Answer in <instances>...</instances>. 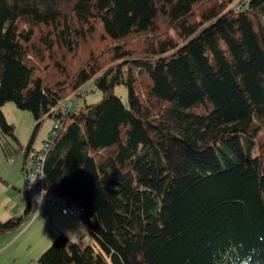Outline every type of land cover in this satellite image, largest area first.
<instances>
[{
	"label": "trees",
	"instance_id": "1",
	"mask_svg": "<svg viewBox=\"0 0 264 264\" xmlns=\"http://www.w3.org/2000/svg\"><path fill=\"white\" fill-rule=\"evenodd\" d=\"M87 82L102 97L64 106ZM9 100L24 150L58 123L45 185L100 247L60 232L31 264H264V0H0L5 150Z\"/></svg>",
	"mask_w": 264,
	"mask_h": 264
},
{
	"label": "rangeland",
	"instance_id": "2",
	"mask_svg": "<svg viewBox=\"0 0 264 264\" xmlns=\"http://www.w3.org/2000/svg\"><path fill=\"white\" fill-rule=\"evenodd\" d=\"M239 1L240 0H233V4H236ZM90 86L89 82L85 83L76 90L81 93L65 100L63 105H73L75 107H79L84 102L98 101L102 97V93L99 88L95 87L94 90H83L84 88H88ZM115 92L120 95L124 102L127 101V88L125 85H116ZM1 109L6 119L14 124V133L20 145L10 138L9 150L0 148V213L3 211L1 204L8 199V197L5 198L4 195H8L10 192L12 195V191H17L16 188L12 187V185L20 187H22V185L24 186V176L21 170L22 156L24 148L29 142L35 125V119L31 112L27 109L18 107L14 101H5L2 104ZM52 124V118L44 116L33 141L34 147H42L46 136L52 129ZM18 182H20L19 185ZM49 205L51 204L48 203L47 207H49ZM52 207L60 210L57 204H54ZM48 214L49 217H45L43 214H37L34 217H31L30 220L24 222L19 229L17 228L16 230L3 233L4 235L0 234V247L6 244L4 250L0 252V264H28L30 258L38 256L42 250L50 245L56 234L63 232L57 229L60 226H63L65 230L70 232L69 235L65 232L63 233L66 234L70 240L77 242L81 247L89 245L94 250L100 248L96 238L87 229L86 225L80 218H78V221L83 228H80L75 224H70V226L69 224L66 225V223L53 221V215L49 212V210ZM39 221L41 223L35 231V234L34 229H29L24 232L30 224ZM43 235L48 237L49 243H47V245L40 250L38 243Z\"/></svg>",
	"mask_w": 264,
	"mask_h": 264
},
{
	"label": "built area",
	"instance_id": "3",
	"mask_svg": "<svg viewBox=\"0 0 264 264\" xmlns=\"http://www.w3.org/2000/svg\"><path fill=\"white\" fill-rule=\"evenodd\" d=\"M58 123L52 125V129L46 136L42 147L35 148L33 143L24 152L23 176L24 186L22 194L29 199V215L34 217L37 214H46V204L48 202L57 204L63 214L79 218L83 213V207L69 202L61 195L50 193L44 182V161L50 145L51 137L56 133ZM1 148V146H0ZM36 177V180L33 179Z\"/></svg>",
	"mask_w": 264,
	"mask_h": 264
},
{
	"label": "crops",
	"instance_id": "4",
	"mask_svg": "<svg viewBox=\"0 0 264 264\" xmlns=\"http://www.w3.org/2000/svg\"><path fill=\"white\" fill-rule=\"evenodd\" d=\"M36 148V147H35ZM25 149V148H24ZM25 151V150H24ZM25 153V152H24ZM24 153H23V156H22V164H21V170L23 168V158H24ZM19 165V164H18ZM24 182V181H23ZM20 184V182H18V185ZM24 184V183H23ZM13 188H16L17 191H12V195H11V192L8 194V195H4L5 198L8 197V199L6 201H4L2 204H1V208H3V211L0 213V220L1 221H4L8 218H11V217H14V216H17V215H20L23 213V211L25 210V207H26V204H27V198L21 194V190L23 188V185L22 187L20 186H16V185H12ZM12 198H11V197ZM50 203V202H48ZM47 203V204H48ZM47 204H46V214L47 216L45 217H49V214H48V210L49 212L53 215V221H58V222H62V223H66V225H70V224H75L77 226H79L80 228H83L82 225H80L79 221H78V218H75V217H72L70 215H66V214H63L58 208H54L52 207L54 204L50 203L51 205H49V207H47ZM56 210V211H55ZM44 216V215H43ZM24 223V222H23ZM21 223L20 225H18L17 227L15 228H12V229H8V230H4V231H1L0 230V234H3V233H6L8 231H12V230H16L17 228L19 229L20 226L23 224ZM40 221L39 222H36V223H32L28 226L27 229L24 230L27 231L29 229H34V234H35V231L37 230L38 226L40 225ZM61 224V223H60ZM71 226V225H70ZM73 227V226H72ZM57 229L65 232L67 235H69L70 232H68L67 230H65V228H63V226H60L58 227ZM4 235V234H3ZM2 235V236H3ZM47 243H49V239L47 236H42L41 239L39 240V249L42 250L46 245ZM5 245H2L0 247V252L4 250L5 248ZM38 248V246H37ZM47 248V247H46ZM39 250V251H40ZM43 251V250H42ZM41 251V252H42ZM40 252V253H41ZM40 255V254H39ZM38 255V256H39ZM34 257V258H30L28 264H31L32 262H34L37 257Z\"/></svg>",
	"mask_w": 264,
	"mask_h": 264
},
{
	"label": "clouds",
	"instance_id": "5",
	"mask_svg": "<svg viewBox=\"0 0 264 264\" xmlns=\"http://www.w3.org/2000/svg\"><path fill=\"white\" fill-rule=\"evenodd\" d=\"M36 180V177L33 179V181H35Z\"/></svg>",
	"mask_w": 264,
	"mask_h": 264
}]
</instances>
